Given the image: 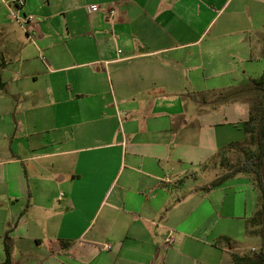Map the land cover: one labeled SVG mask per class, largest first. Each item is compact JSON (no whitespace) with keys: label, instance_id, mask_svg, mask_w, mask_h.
Wrapping results in <instances>:
<instances>
[{"label":"crops","instance_id":"obj_1","mask_svg":"<svg viewBox=\"0 0 264 264\" xmlns=\"http://www.w3.org/2000/svg\"><path fill=\"white\" fill-rule=\"evenodd\" d=\"M250 1L0 0V264H234L261 190L182 185L249 118Z\"/></svg>","mask_w":264,"mask_h":264},{"label":"rangeland","instance_id":"obj_2","mask_svg":"<svg viewBox=\"0 0 264 264\" xmlns=\"http://www.w3.org/2000/svg\"><path fill=\"white\" fill-rule=\"evenodd\" d=\"M233 1V3L239 1V0H231V2ZM255 0H251L249 2V6L251 7V11L249 12L250 15V23L252 24L253 22H255L257 19L258 20H263L261 18H259V16L257 14L254 13V9H255ZM261 2L264 5V0H261ZM245 9L247 10V6H245ZM225 16V15H224ZM224 16H220L218 18V22L217 23H223L225 21ZM258 47V46H257ZM258 49V48H257ZM251 97V94H250ZM250 115V113H249ZM227 130H229V132L232 134L231 136H233L235 141H240L237 142L238 145L236 147H227L224 146L221 149L226 148V150H222L223 154L220 153V151H217L218 153H216L214 156H212L210 159H206V161H204L199 167L194 168V174L197 175L199 174V177H188L187 179H185L182 187H243L241 192H236L234 194H232L231 192L228 194L227 192H223L220 193L219 196L217 197V199H215V201H221L223 197H227L228 196H234L235 197H239L240 200L243 199L244 197L246 199L253 200L255 197V194L260 188L257 185L256 182V177L255 174H250V173H243L245 176H247L249 174L250 180L252 181L253 185L257 188H254L252 190V186L246 184H229V185H223V186H212L211 182L218 176L225 174L229 171H233L235 170V167L241 163L242 157H243V149H257V145L255 143L252 142L250 134L249 133H245L244 130L238 126L237 127H233L230 126L227 127ZM205 133L207 132L206 130L204 131ZM218 135L219 131H218ZM207 137V135H206ZM245 137V138H244ZM221 138V135H220ZM244 138V139H243ZM218 141L220 140L219 138L217 139ZM223 140V139H222ZM222 140H220V142H222ZM243 140V141H241ZM224 144V143H222ZM205 150L207 152L208 155V148L205 146ZM225 158V159H224ZM224 159V160H223ZM223 160V161H222ZM174 186V185H173ZM253 197V198H252ZM229 199V197L227 198ZM263 203V197L261 199V204ZM217 210L220 213L223 214H227V207L226 206H222V203L219 202L217 205ZM253 212H251L249 209L247 211V215L248 216V220L245 221V229L242 232H239L238 234L236 233L235 237L230 239L229 241L226 240L223 236L220 238L219 244L223 245L224 248H226V252L229 251L230 245H232V250H234L233 252H238V253H248V254H253L256 251H259L261 249H263V234H262V226L258 225L257 230L254 232L252 231L253 228H255L256 224H254L252 222V217ZM223 226V224H222ZM223 229L225 228L224 226L222 227ZM253 247H255L256 249H252ZM228 249V250H227ZM232 252V253H233ZM231 253V255H232ZM230 254V253H228ZM162 258L160 257V261L158 264H160Z\"/></svg>","mask_w":264,"mask_h":264},{"label":"trees","instance_id":"obj_3","mask_svg":"<svg viewBox=\"0 0 264 264\" xmlns=\"http://www.w3.org/2000/svg\"><path fill=\"white\" fill-rule=\"evenodd\" d=\"M250 97V115L249 118L241 123V127L245 133H249L253 143L257 145V149H243V157L241 163L235 167V170L229 171L216 177L212 182V186H219L223 184L228 178L235 176L239 173H252L255 174L256 182L262 192L263 203L261 204L260 210L252 218V222L262 226L263 234V211H264V184L261 174V164L264 160V72L260 77L254 78L251 81L250 87L247 89ZM226 92H221L219 98H232L236 100V93L229 91L225 96ZM214 96V95H213ZM224 96V97H223ZM206 97V96H204ZM237 142L230 143L227 147H236ZM221 149L220 153L223 154ZM225 159V158H224ZM223 159V160H224ZM222 160V161H223ZM225 239L227 237H224ZM232 260L234 264H264V250L254 252L253 254H240L238 252L232 253ZM11 256L9 250H7L6 259L1 264H10Z\"/></svg>","mask_w":264,"mask_h":264},{"label":"built area","instance_id":"obj_4","mask_svg":"<svg viewBox=\"0 0 264 264\" xmlns=\"http://www.w3.org/2000/svg\"><path fill=\"white\" fill-rule=\"evenodd\" d=\"M17 3L21 6L25 4V0H17ZM102 5L98 4H91L88 6L89 11H95L101 9ZM110 16L115 17L117 14V10L114 8H111L109 11ZM34 15H25L20 18V22L23 26H27L28 23L34 20ZM174 234L172 232L168 233V235L165 237V245L170 246L174 242ZM106 248H109V245H106ZM255 249V248H253Z\"/></svg>","mask_w":264,"mask_h":264},{"label":"water","instance_id":"obj_5","mask_svg":"<svg viewBox=\"0 0 264 264\" xmlns=\"http://www.w3.org/2000/svg\"><path fill=\"white\" fill-rule=\"evenodd\" d=\"M261 174H262L263 184H264V160L261 164ZM262 219H263V250H264V211H263Z\"/></svg>","mask_w":264,"mask_h":264}]
</instances>
